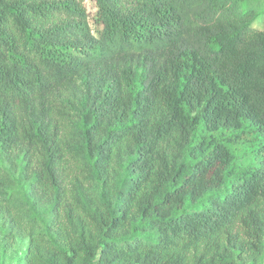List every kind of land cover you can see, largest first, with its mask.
Returning a JSON list of instances; mask_svg holds the SVG:
<instances>
[{
  "label": "trees",
  "instance_id": "16d2710c",
  "mask_svg": "<svg viewBox=\"0 0 264 264\" xmlns=\"http://www.w3.org/2000/svg\"><path fill=\"white\" fill-rule=\"evenodd\" d=\"M95 2L0 0V264H260L264 0Z\"/></svg>",
  "mask_w": 264,
  "mask_h": 264
},
{
  "label": "rangeland",
  "instance_id": "374dc122",
  "mask_svg": "<svg viewBox=\"0 0 264 264\" xmlns=\"http://www.w3.org/2000/svg\"><path fill=\"white\" fill-rule=\"evenodd\" d=\"M82 3L84 4L87 14H88V22L90 25V28L93 32V34L97 35L98 31L101 28V25L96 20V12H97V6L95 0H82ZM262 20V21H260ZM255 25H263L264 24V18H259L254 22ZM27 238L19 235L9 251L7 252L6 260L8 264H12L16 257H18L19 253L26 247L27 245ZM260 264H264V257L261 258Z\"/></svg>",
  "mask_w": 264,
  "mask_h": 264
}]
</instances>
